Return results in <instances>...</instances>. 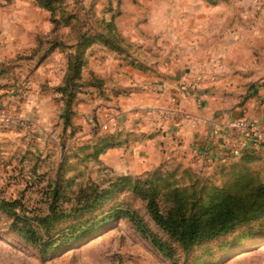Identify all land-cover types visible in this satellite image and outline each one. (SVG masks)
<instances>
[{"label":"rangeland","instance_id":"374dc122","mask_svg":"<svg viewBox=\"0 0 264 264\" xmlns=\"http://www.w3.org/2000/svg\"><path fill=\"white\" fill-rule=\"evenodd\" d=\"M152 1L0 0V201L17 202L14 210L0 206V264H264V217L185 252L155 223L146 202L132 188L135 179L152 183L158 186L163 205L170 207L182 198L187 208L198 209L238 179L232 174L235 163L205 169L162 156L143 167L137 145L97 155L103 137L121 132L113 131L115 124L105 123V118L121 112L114 97L123 89H113L111 95L103 90L124 84L120 69L147 67L139 60L151 59L149 54L142 56L140 43L123 34L127 22L123 17L137 15L136 8L151 11ZM235 1L242 7V17L250 11L264 15V1L260 5ZM83 49L82 81L102 84L83 87L78 108L73 104L71 110L49 83L63 79L70 59ZM261 155L260 162L247 167L264 179V152ZM239 171L246 175L244 181L252 177L249 171ZM125 177L131 181L122 180ZM55 190L57 212L69 216L52 219L46 226ZM100 191L106 192V199L95 209L75 212L85 197ZM126 210L137 212L175 249V261L161 254L122 213L47 255L12 227L29 223L45 241L57 245L71 226Z\"/></svg>","mask_w":264,"mask_h":264},{"label":"crops","instance_id":"0c3cea01","mask_svg":"<svg viewBox=\"0 0 264 264\" xmlns=\"http://www.w3.org/2000/svg\"><path fill=\"white\" fill-rule=\"evenodd\" d=\"M151 4V11L136 8L137 15L123 17L127 22L123 29L120 26L130 41L143 46L142 56L149 54L147 63L139 60L147 67L120 69L118 77L125 79L124 84L103 90L111 95L113 89H123L114 97L121 112L108 113L105 123L115 124L113 131L134 133L136 139L107 153L137 145L143 167L165 156L178 164L224 169L241 158L225 143L230 123L240 116L252 126L251 136L240 137L246 141L245 149L263 153L264 15L257 17L250 11L242 17V7L235 0H155ZM200 71L204 79L199 94L181 93L179 76L192 77ZM61 81L48 82L54 95Z\"/></svg>","mask_w":264,"mask_h":264},{"label":"trees","instance_id":"16d2710c","mask_svg":"<svg viewBox=\"0 0 264 264\" xmlns=\"http://www.w3.org/2000/svg\"><path fill=\"white\" fill-rule=\"evenodd\" d=\"M49 7V6H47ZM50 10H53L49 7ZM55 10V9H54ZM85 42V40H84ZM90 41H87V46ZM83 44V43H82ZM79 48V43L76 44ZM86 46L84 45V48ZM75 48V46H72ZM84 49L79 53L76 51L73 59H70L69 67L61 83L56 87V92L61 96L60 100L66 102L71 110L77 104V99L83 87H100L102 81L95 83H86L82 81V69L84 68ZM94 77H92V80ZM76 100V103L74 101ZM75 111V110H74ZM135 138L134 133L121 131L119 133L108 134L100 142L102 147L97 151V155L103 154L112 148L126 146ZM261 153L245 150L241 155L240 161L234 164L232 174L238 178L233 184L221 188L214 197L210 198L207 205L201 204L198 209L195 205L187 208L186 201L179 199L170 207L163 205L161 193L157 185L148 184L139 179L133 182V190L146 202L147 210L155 223L169 235V237L180 244L185 252L198 245L202 241L220 236L229 232L236 226L264 217V179L259 178L257 174L252 173L251 164L261 161ZM236 168V169H235ZM242 169L244 172H251L252 177L249 181L246 175H239ZM239 171V172H238ZM122 180L131 181L125 177ZM95 193L94 196L85 197L81 208H75V212L88 213L95 209L103 200L106 199V192ZM53 195V206L50 207L49 215L44 219L43 225L49 226L52 219H63L69 214L58 213L56 201L58 192L55 190ZM1 208L14 210L17 202L0 201ZM75 213V214H76ZM123 214L130 223L148 240L153 246L166 258L175 261V249L160 238L148 226L146 221L135 211H110L102 217L93 218L88 222L79 223L69 228V231L59 238V244L54 245L53 241H45L36 229L29 223L21 226L19 223H13V229L23 235L33 246L38 248L42 255H47L56 249L66 246L71 242L83 238L93 230L97 229L102 223L112 220Z\"/></svg>","mask_w":264,"mask_h":264},{"label":"built area","instance_id":"2783aa9c","mask_svg":"<svg viewBox=\"0 0 264 264\" xmlns=\"http://www.w3.org/2000/svg\"><path fill=\"white\" fill-rule=\"evenodd\" d=\"M254 5H260L264 0H250ZM204 79V72L200 71L197 74L189 77L186 73H182L179 76L178 89L181 93L189 96H197L200 91V86L202 80ZM185 119H190V116L185 111H179ZM10 119V117H9ZM12 120V119H10ZM15 120V119H14ZM15 121L22 123L23 125L27 123L23 119L17 118ZM251 124L244 116H240L229 125L230 136L227 138L226 147L232 152L235 157H239L246 150V141L240 139L243 135L245 137L251 136ZM215 142V141H214Z\"/></svg>","mask_w":264,"mask_h":264}]
</instances>
